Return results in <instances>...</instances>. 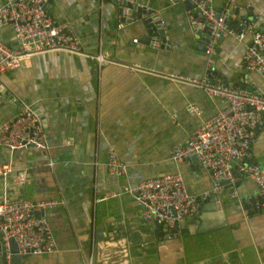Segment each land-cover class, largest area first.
<instances>
[{
	"label": "crops",
	"instance_id": "obj_1",
	"mask_svg": "<svg viewBox=\"0 0 264 264\" xmlns=\"http://www.w3.org/2000/svg\"><path fill=\"white\" fill-rule=\"evenodd\" d=\"M116 1L46 4L52 18L70 24L86 52L100 51L108 64L45 51L0 74V124L23 102L38 110L47 138L41 155L30 147L15 152L0 147V167L9 169L0 175V197L60 200L58 207L46 212L56 251L28 253L22 264H84L89 256L91 264H264V210L244 214L241 203L222 192L215 202L221 206L219 223L209 230H197L193 216L175 232L154 234L140 218V204L122 191L125 184L133 186L165 173H179L189 193L206 190L207 173L200 163L173 162L170 154L225 101L178 78L211 75L203 52L194 48L186 18L191 7L184 0H128L158 14L167 42L163 46L160 40L153 46L141 38L145 29L140 20L122 21L119 27ZM226 1L255 10L250 17L253 30L264 26V0H212V5L221 9ZM243 18L249 16L230 12L232 25ZM249 39L246 33L242 41L225 35L216 42L209 66L226 83L242 77L241 58ZM0 41L16 45L10 25L0 27ZM211 79L219 80L215 74ZM244 83L264 93V78L256 72L247 70ZM188 104L196 105L199 113H189ZM108 147L125 164L124 175L107 172ZM249 147L248 160L264 166V124ZM21 170L24 181L14 183L13 176ZM237 191L239 196L251 194L255 185L243 180ZM212 212L204 211L209 217ZM209 220L213 219L206 223Z\"/></svg>",
	"mask_w": 264,
	"mask_h": 264
},
{
	"label": "built area",
	"instance_id": "obj_2",
	"mask_svg": "<svg viewBox=\"0 0 264 264\" xmlns=\"http://www.w3.org/2000/svg\"><path fill=\"white\" fill-rule=\"evenodd\" d=\"M188 1L192 4L186 10L190 29L193 33L207 31L203 44L206 67L212 64L215 45L220 38L229 35L242 41L246 33H250L241 63L246 70L264 78V26L253 30L250 17L240 20V27L230 24L228 1L221 9H215L212 0ZM46 4L47 0H6L0 5V27L10 25L16 41V45L11 47L0 41V74L18 68L33 54L45 51L83 55L94 60L98 66L110 62L100 51L86 52L70 24L52 18ZM138 6L144 7L142 4ZM146 17L149 22L156 19L161 24L155 12ZM118 26H122L121 20ZM178 78L210 97L225 101L223 107L205 118L200 127L191 130L184 144L174 147L170 154L173 162L195 156L207 173L208 188L200 195L189 193L179 173H165L142 179L133 186L125 184L122 191L140 204V218L152 229H156V226L168 230L177 227L185 219L193 217L200 200L210 194L226 192L230 198L241 203L244 214L264 210V166L247 158V149L264 124V93L225 85L207 75ZM186 110L192 114L199 113V108L194 104H188ZM45 139L40 115L26 103L19 102L15 115L0 124V147L10 152L29 147L46 149ZM47 164L51 165L52 162L49 160ZM105 166L111 175L122 176L125 173V164L111 147L106 150ZM8 171L6 165L0 167V175ZM24 179V170L13 176V182L17 184ZM243 180H250L255 185V192L239 196L237 183ZM59 205L60 200L51 197L31 199L2 195L0 264H11L12 242L17 254L54 253L56 243L46 220V212ZM91 262L92 257L89 256L84 264Z\"/></svg>",
	"mask_w": 264,
	"mask_h": 264
},
{
	"label": "water",
	"instance_id": "obj_3",
	"mask_svg": "<svg viewBox=\"0 0 264 264\" xmlns=\"http://www.w3.org/2000/svg\"><path fill=\"white\" fill-rule=\"evenodd\" d=\"M119 4V7L117 8V12L121 15L120 20L124 21L125 23H131L134 20H140L142 22V25L145 29V34L142 35L141 38H144L145 41H147L148 44L150 45H155L159 40L161 41L160 46L165 45L166 42V38L165 36H163V29L160 26V24L158 23V20H153L152 22H149L148 18L146 17L147 15L151 14L153 12L152 9H148V8H144L141 6H138V2H135V4H132L130 1L128 0H118L116 1ZM184 4L187 7H192V4L190 1L188 0H184L183 1ZM243 10V13H240V10ZM239 9L238 7H233V6H229V11L232 12L233 14H237L238 16H245L248 15L249 17H251L252 15L255 14V10L245 6V8H241ZM128 16H127V15ZM125 15L127 17H125ZM230 24H232L230 22ZM235 27H240L241 26V21H239L236 24H233ZM192 27H194V25H192ZM192 31V30H191ZM193 32V31H192ZM162 35L161 39L159 38ZM207 37V31L205 30L204 32H198L195 31V33H193V38L195 40V46L194 48L198 51L203 52L204 47V41ZM211 70V75L215 74L218 77V81L222 84L225 85H231V86H236L239 87L241 89H246L247 91H251L252 88H250L249 86H245V79L247 76V70L245 68H242L240 70V73L242 74V77L239 78L237 81H234L232 83H226L225 80L223 78L220 77V75L214 73L213 69L211 66L208 67V71ZM211 75H209L210 79H211ZM216 81V80H214ZM38 113V110H37ZM40 115V114H39ZM40 118L41 115H40ZM43 123V121H42ZM43 129H44V123H43ZM257 133V132H256ZM46 140V146H47V138ZM33 148V147H30ZM35 149V148H33ZM37 150V149H35ZM39 154H43L45 152V149H39ZM250 151V147H248L247 149V153H249ZM189 160H191V162H195L196 158L195 156H191L190 158H188ZM217 201V196L210 194L208 196H206L205 198H203L202 200H200L199 204H198V209L197 212L195 213L194 216H196L197 218L195 219V224L198 225L197 226V230H209L208 228L213 227V225L218 224L219 222L217 221L219 218V215H221V206L218 204H216L215 202ZM212 204H214V208L212 206ZM206 209H209L212 212V217H209L210 214H206L204 213V211ZM36 214V213H35ZM192 218V217H191ZM213 219V220H209L210 222L206 223V219ZM190 218L185 219L186 221H190ZM146 222V221H144ZM184 222V221H183ZM181 222V223H183ZM176 228L171 229V232H175ZM162 231H166L165 228H160L159 226H156V229H152L151 227H149V232H153L154 234H161ZM11 251H12V257H11V264H22V259L24 257H26V255L28 253H24V254H17L16 253V247L14 245V243H11Z\"/></svg>",
	"mask_w": 264,
	"mask_h": 264
}]
</instances>
